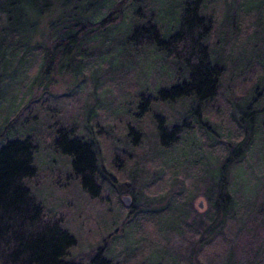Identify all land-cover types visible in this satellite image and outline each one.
Masks as SVG:
<instances>
[{
	"label": "trees",
	"instance_id": "1",
	"mask_svg": "<svg viewBox=\"0 0 264 264\" xmlns=\"http://www.w3.org/2000/svg\"><path fill=\"white\" fill-rule=\"evenodd\" d=\"M227 45L230 50L226 56ZM55 60L59 74L73 71L75 86L80 77L91 78L96 82L93 90L102 70L134 66L140 68V74L146 66L147 71H154L153 88L140 83L135 99L141 109L138 115L150 114L154 124L155 145L149 155L156 153L157 159L161 155L158 160L162 163L164 154L185 141L186 135L194 133L206 141L211 138V146L219 155L217 161L212 157L208 177L223 184L225 188L220 186L217 194L231 200L228 209L222 210L224 216L229 209L236 208L240 194L252 192L246 185L252 170L256 174L254 185L262 180L264 0H0L2 75L14 82L15 77L34 64V86L41 79L47 81ZM252 62L259 69L254 84L249 81L250 73L238 102L228 108L227 116L235 128L220 126L222 131L217 132L205 121L209 120L206 112L213 108L217 111L215 103L221 95L227 98L233 76ZM48 84L45 82V86ZM12 87L4 83L0 95L4 90L12 92ZM12 94L17 108L24 96ZM139 95L142 99H138ZM27 99L20 103V108L31 100ZM55 101L56 96L50 103ZM50 103L53 110L47 106L45 112L55 121L48 135L54 157L67 158L71 175L91 195L110 194L108 185L116 188L115 178L103 171L98 141L92 144L83 138V132L76 133L70 125L67 127L53 106L55 103ZM157 107L165 115L158 113L154 117L152 111ZM54 111L56 117L52 116ZM124 127L125 139H130L133 146L139 145L142 133L135 132L132 126ZM4 129V135L0 132V264H73L69 257L77 238L64 228L61 220L43 209L30 187L38 173V141L29 132ZM132 133H136L135 139ZM190 136L188 141L192 140ZM220 149L225 152L221 161ZM119 150L120 154L116 150L111 153V162L114 163L115 156H121L126 168L129 156L126 149ZM185 155L188 154L184 152ZM244 162L250 167L248 171ZM116 166L122 168L120 164ZM143 168L146 172L154 170L151 164ZM126 172L132 179V173L139 169ZM113 191L117 193L116 189ZM89 264L117 263L98 253Z\"/></svg>",
	"mask_w": 264,
	"mask_h": 264
},
{
	"label": "rangeland",
	"instance_id": "2",
	"mask_svg": "<svg viewBox=\"0 0 264 264\" xmlns=\"http://www.w3.org/2000/svg\"><path fill=\"white\" fill-rule=\"evenodd\" d=\"M217 20H220V15H217ZM242 36L239 33L238 37ZM229 50L227 45L226 56ZM57 64L55 60L47 81L41 79L34 86L31 84L37 70L34 64L15 77L14 82L0 71V89L4 83L10 88L13 85L12 92L24 96L23 100L17 97L22 101L16 108L18 102H12L15 95L11 91L2 92L0 132L2 136L4 128L14 132L22 130L31 133L38 141V173L30 187L43 209L61 220L64 228L77 238L76 246L70 251L71 263L89 264L99 253L101 257L112 258L117 264H227L230 261L264 264V173L262 180L254 185L256 174L254 170L250 172L252 176L246 185L252 192L240 194L236 208L229 209V214L227 212L224 216L222 210L228 209L231 200L225 195H218L219 187L225 186L210 181L208 177L211 159L213 157L212 160L217 161L219 155L211 138L206 141L194 133L186 135L192 140L186 138L174 146L171 153L164 154L162 163L159 161L161 155L159 160L156 153L149 155L150 151H154L152 135L155 128L150 114L138 115L141 109L135 99L140 83L142 87L148 85L153 88L154 71H147L146 66L142 67L145 72L141 70L140 74V68L134 66L102 70L97 74V88L93 90L96 82L93 83L91 78L80 77L75 86L74 72L70 70L59 74ZM136 66L139 67V63ZM257 72L256 62L241 68L233 76L227 98L218 96L215 103L217 111L213 108V111L206 112L209 120L205 121L217 132L222 131L220 126L228 130L235 128L227 116L228 108L231 103L238 102L237 97L243 84L250 79V73L249 81L254 84ZM45 82L49 84L45 86ZM55 96L56 101L50 103ZM25 99L31 100L20 108ZM138 99H142L140 95ZM48 103H55L53 106L61 114V119L66 121L67 127L70 125L76 133L83 132V138L92 144L98 141L103 171L115 178L116 188L108 185L110 194L94 197L72 176L67 158L54 157V146L49 142L52 140L48 135L55 121L45 112ZM152 112L154 117L158 113L165 115L158 107ZM56 114L54 111L52 116L56 117ZM124 126H132L135 132L142 133L138 138L140 144L133 143L137 147L130 144V139H125ZM131 136L135 139L136 133ZM120 148L126 149L129 156L126 168L122 166L121 156H115L114 163L111 162V153L116 150L120 154ZM183 151L188 155L184 157ZM220 153L219 161L225 155L221 149ZM50 160L54 162L50 163ZM149 164L153 172H146L143 168ZM244 164L248 171L250 167ZM134 168L139 172L132 173L130 179L126 170L129 172ZM122 194L131 196L130 208L120 200Z\"/></svg>",
	"mask_w": 264,
	"mask_h": 264
},
{
	"label": "water",
	"instance_id": "3",
	"mask_svg": "<svg viewBox=\"0 0 264 264\" xmlns=\"http://www.w3.org/2000/svg\"><path fill=\"white\" fill-rule=\"evenodd\" d=\"M122 200L125 204V207L129 208L131 206V198L129 196H124ZM199 206L201 207V204Z\"/></svg>",
	"mask_w": 264,
	"mask_h": 264
},
{
	"label": "bare ground",
	"instance_id": "4",
	"mask_svg": "<svg viewBox=\"0 0 264 264\" xmlns=\"http://www.w3.org/2000/svg\"><path fill=\"white\" fill-rule=\"evenodd\" d=\"M124 196H129V197L131 198V196L128 195V194H126V195H124V194L120 195V197H121L120 200L122 201L123 205H125L124 202H123V200H122V198H123ZM94 197H95V196H94ZM131 199H132V198H131ZM130 207H131V206H130ZM130 207H129V208H130Z\"/></svg>",
	"mask_w": 264,
	"mask_h": 264
}]
</instances>
